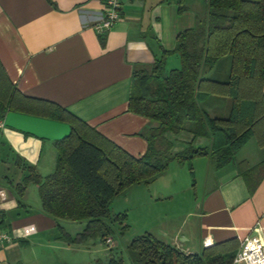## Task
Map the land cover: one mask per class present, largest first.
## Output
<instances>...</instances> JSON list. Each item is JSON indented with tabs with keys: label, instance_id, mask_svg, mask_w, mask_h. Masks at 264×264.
<instances>
[{
	"label": "crops",
	"instance_id": "crops-1",
	"mask_svg": "<svg viewBox=\"0 0 264 264\" xmlns=\"http://www.w3.org/2000/svg\"><path fill=\"white\" fill-rule=\"evenodd\" d=\"M104 3L0 0V61L20 92L0 130V192L6 194L0 195V210L6 215L4 230L12 237L10 243H0V264H82L80 249L89 242L76 244L61 237L60 226L74 237L85 223L58 225L42 210L37 185H28L18 201L15 185L30 168L41 176L50 174L57 158L55 142L71 131L67 120L47 114V104L64 108L130 154L143 155L148 147L145 134L158 123L129 109L134 70L152 69L164 49L175 48L178 34L198 26L207 14L204 0H123L120 20L98 34L94 26L103 18ZM180 5L185 7L182 13ZM170 61L167 72L181 65L177 54L168 55L166 65ZM202 106L227 111L229 102L210 96ZM169 137L174 154L189 142L196 147L211 144L188 131ZM250 143L221 168L209 158L194 159L191 227H159L153 234L186 253H199L206 239L214 244L235 239L239 246L252 234L264 239V146L256 141L251 150ZM255 149L262 159L256 158ZM172 163L164 175L181 181L188 166ZM243 164L259 167L261 176L252 192L240 171ZM26 226L33 232L26 235ZM113 247L108 244L107 250Z\"/></svg>",
	"mask_w": 264,
	"mask_h": 264
},
{
	"label": "trees",
	"instance_id": "trees-1",
	"mask_svg": "<svg viewBox=\"0 0 264 264\" xmlns=\"http://www.w3.org/2000/svg\"><path fill=\"white\" fill-rule=\"evenodd\" d=\"M204 3L206 17L198 26L180 32L173 50L164 49L152 69L134 70L129 109L158 123L145 134L148 147L143 155L130 154L64 108L47 104L51 108L47 114L67 120L71 131L55 142L54 170L41 176L30 168L23 181L15 185V191L21 201L27 186L33 183L38 187L42 210L58 225L85 223L74 237L60 226L63 239L84 244L99 237L106 242L114 235L117 223L120 233L125 234L129 229L125 223L127 213L115 214L112 201L134 185L152 183L173 161L187 164L194 180L196 158H209L221 168L250 140L264 146V0ZM184 9L180 5V13ZM170 54H178L181 65L167 72L166 57ZM228 55V79L211 78L217 63ZM210 96L231 99L226 117L202 106ZM19 97V90L0 61L3 116L16 108ZM183 131L209 139L210 146L196 147L189 142L183 151L172 153L169 136ZM258 168L240 166L251 192L261 176ZM5 220V212L0 210V229L5 228ZM239 247V242L232 239L204 247L199 253H186L145 232L134 237L127 249L131 264H233ZM96 264L104 263L98 260ZM107 264L124 262L111 255Z\"/></svg>",
	"mask_w": 264,
	"mask_h": 264
},
{
	"label": "rangeland",
	"instance_id": "rangeland-1",
	"mask_svg": "<svg viewBox=\"0 0 264 264\" xmlns=\"http://www.w3.org/2000/svg\"><path fill=\"white\" fill-rule=\"evenodd\" d=\"M172 62L170 61L169 65L165 66L167 71L168 68H171ZM230 64L231 57L229 55L223 57L209 76L219 81H226L229 77ZM222 100L231 102L228 97H222ZM227 111L224 108L221 110L213 109L214 114L217 113L222 117L228 115ZM253 144L256 145L255 139H252L249 145L251 150L254 148L252 147ZM255 148L257 147L255 146ZM255 150L256 158L262 159V154L258 153V149ZM180 165L188 166L187 164ZM169 167L158 176L156 181L150 184L134 185L114 198L111 205L112 211L115 214L127 213L125 223L129 225V229L125 234H121V226L117 223L115 224L114 235H112L114 242L109 240L105 242L99 237L89 240L86 246L80 249L82 251L79 260L82 264H96L98 260H102L104 264H107L111 255L123 259L124 264H131L127 247L134 237L148 231L157 234L159 227H169L171 229L183 223H187L186 228L191 227L192 217L188 215V212L194 208L192 204L195 197H192V194L195 192L196 177L193 180L188 166V171H185V174L181 176V181L175 179L174 182V180H170L169 175H164L170 172ZM162 176L166 177L160 179ZM168 181L171 183L169 184ZM168 193H176L177 196L173 199V196L169 197L167 195ZM35 196H37V192H35ZM112 243H114L113 249L107 250L108 244Z\"/></svg>",
	"mask_w": 264,
	"mask_h": 264
},
{
	"label": "built area",
	"instance_id": "built-area-1",
	"mask_svg": "<svg viewBox=\"0 0 264 264\" xmlns=\"http://www.w3.org/2000/svg\"><path fill=\"white\" fill-rule=\"evenodd\" d=\"M123 0H105L103 7V18L94 26L98 34H105L120 20ZM5 127V118L0 111V130ZM5 198L4 191L0 192ZM25 234L33 232L31 226L25 227ZM12 237L7 230L0 229V243L11 242ZM214 243L210 239L204 241V247L212 246ZM233 264H264V239L256 234L247 236L241 240L240 248L234 257Z\"/></svg>",
	"mask_w": 264,
	"mask_h": 264
}]
</instances>
